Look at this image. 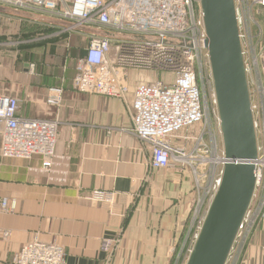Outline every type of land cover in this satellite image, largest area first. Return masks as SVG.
Segmentation results:
<instances>
[{"label": "built area", "instance_id": "1", "mask_svg": "<svg viewBox=\"0 0 264 264\" xmlns=\"http://www.w3.org/2000/svg\"><path fill=\"white\" fill-rule=\"evenodd\" d=\"M235 8L258 156L253 160L255 190L226 264H238L250 234L264 222V0H235ZM22 11L33 18L26 17L29 21H40L34 20L40 15L49 17L51 27L65 20L67 25L60 34L77 32L87 41L73 78L79 92L126 100L133 71L164 75V80H148L136 86L130 133L150 151L153 169L180 166L193 174L196 194L191 229L177 255L179 264L182 260L186 264L228 162L215 89L210 117L209 103L199 84L204 75L213 84L200 0H0V37L5 35L0 39V49L31 43L19 32L7 33L9 28L2 24L12 25ZM19 109L16 96L0 94L1 156H40L43 167L50 169L60 121L26 117ZM92 197L113 204L115 193L95 190ZM8 207L4 199L2 210L8 212ZM116 243L105 240L103 250L112 253ZM14 264H66V253L56 242L34 239L17 253Z\"/></svg>", "mask_w": 264, "mask_h": 264}, {"label": "crops", "instance_id": "2", "mask_svg": "<svg viewBox=\"0 0 264 264\" xmlns=\"http://www.w3.org/2000/svg\"><path fill=\"white\" fill-rule=\"evenodd\" d=\"M26 17L33 19L22 11L12 25L2 23L31 43L0 49V94L19 99L20 115L61 124L50 169L40 156L0 154V264H14L34 239L62 246L66 264H179L194 178L187 167L153 169L150 151L130 133L135 88L150 79L131 73L126 100L79 92L73 78L87 41L77 32L60 34L65 20L51 27L49 17ZM27 26L47 31L29 34ZM48 33L56 35L38 38ZM95 190L115 193L113 204L94 199ZM262 232L264 222L247 241L242 264H264ZM105 240L117 242L112 253L103 250Z\"/></svg>", "mask_w": 264, "mask_h": 264}, {"label": "water", "instance_id": "3", "mask_svg": "<svg viewBox=\"0 0 264 264\" xmlns=\"http://www.w3.org/2000/svg\"><path fill=\"white\" fill-rule=\"evenodd\" d=\"M228 162L186 264H226L255 190L258 140L235 0H200Z\"/></svg>", "mask_w": 264, "mask_h": 264}, {"label": "rangeland", "instance_id": "4", "mask_svg": "<svg viewBox=\"0 0 264 264\" xmlns=\"http://www.w3.org/2000/svg\"><path fill=\"white\" fill-rule=\"evenodd\" d=\"M132 77L135 78V79H138V80H140V79H150L151 81H154V80H156L158 78H162L164 80V78H165L163 74L162 75H158L155 72H146V71H140V70L133 71L132 72ZM202 78L203 79H201L199 81V84H200L201 88L203 89V92H204V95L206 97V100L209 103L208 104V110H209L208 112H209V115L211 117L212 116L211 111L213 109V87H214V83L212 84L211 80H209L206 75H204V77H202ZM216 129L218 130L217 126H216ZM191 217H192V214H191ZM190 226H191V224H190ZM190 226H189V222H187V224H186V226L184 228V231L182 233V237H181L182 239L185 237V233L187 234V232L190 231V229H191ZM253 234L252 233L250 234V236H249L250 239L253 238V237H255V233H253ZM261 234H263L262 236L264 238V232H262ZM182 247H183V244H182ZM179 249H180V244L176 248V252H175V257L176 258H177V255L181 252V250H180V252L178 253V250ZM242 255H244V251H243ZM175 257H174V260H175ZM244 261H246V259L244 257L240 256V259H239V263L238 264H242ZM181 262H182V264H184L185 263V260H183Z\"/></svg>", "mask_w": 264, "mask_h": 264}, {"label": "trees", "instance_id": "5", "mask_svg": "<svg viewBox=\"0 0 264 264\" xmlns=\"http://www.w3.org/2000/svg\"><path fill=\"white\" fill-rule=\"evenodd\" d=\"M35 27H37L35 29ZM33 28L35 29V31H33ZM29 34H35L37 35L38 33H41V32H44V31H47V29H44V28H41V26H27V30H26ZM35 32V33H34ZM24 35V34H23Z\"/></svg>", "mask_w": 264, "mask_h": 264}]
</instances>
